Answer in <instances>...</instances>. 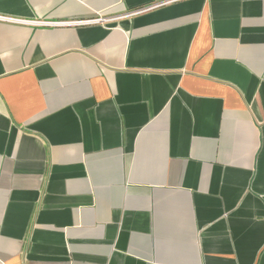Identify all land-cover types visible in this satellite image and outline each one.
<instances>
[{"label": "crops", "instance_id": "obj_1", "mask_svg": "<svg viewBox=\"0 0 264 264\" xmlns=\"http://www.w3.org/2000/svg\"><path fill=\"white\" fill-rule=\"evenodd\" d=\"M152 1L0 0V264H264V0Z\"/></svg>", "mask_w": 264, "mask_h": 264}, {"label": "built area", "instance_id": "obj_2", "mask_svg": "<svg viewBox=\"0 0 264 264\" xmlns=\"http://www.w3.org/2000/svg\"><path fill=\"white\" fill-rule=\"evenodd\" d=\"M169 1V0H168ZM168 1H152L149 4H145L142 6H138L135 9H131L130 11H128L126 13V15L129 16H133V15H137L138 13H142V12H146V11H150L153 10V8L158 7L160 5L166 4L168 3ZM0 20L2 21H6V22H26L25 20H20L18 18H13V17H7V16H3L0 15ZM108 20V17L105 15H102L100 13H98L96 16L91 17L89 19L86 20H74V21H67V22H58L59 24H70V25H74V24H89V23H97V24H104L106 21ZM33 22H37V23H47L46 21H33ZM53 23V22H51ZM58 23H54V24H58Z\"/></svg>", "mask_w": 264, "mask_h": 264}]
</instances>
